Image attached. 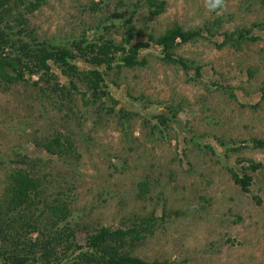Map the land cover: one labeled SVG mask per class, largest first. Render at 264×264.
<instances>
[{
    "label": "rangeland",
    "instance_id": "374dc122",
    "mask_svg": "<svg viewBox=\"0 0 264 264\" xmlns=\"http://www.w3.org/2000/svg\"><path fill=\"white\" fill-rule=\"evenodd\" d=\"M164 1L158 16L146 0H48L30 16L51 46L147 42L175 25L211 31L179 42L175 62L153 45L136 67L118 60L111 70L100 67L111 95L97 103L57 69L39 86V76L0 85V203L10 172L30 169L71 192L82 226L129 227L154 214L156 235L135 251L144 260L264 264V148L257 146L264 141V7L226 0L213 11L207 0ZM245 30L253 41L224 43ZM59 135L73 149L45 148ZM256 164L263 167L253 171ZM244 173L253 177L248 193L235 183ZM77 241L85 246L87 234L78 232Z\"/></svg>",
    "mask_w": 264,
    "mask_h": 264
},
{
    "label": "trees",
    "instance_id": "16d2710c",
    "mask_svg": "<svg viewBox=\"0 0 264 264\" xmlns=\"http://www.w3.org/2000/svg\"><path fill=\"white\" fill-rule=\"evenodd\" d=\"M47 2L0 0V85L14 86L26 81L27 76H39L40 81L35 82L39 86L44 77H48L47 83L54 79L53 71L57 69L70 80L69 85L74 92H79L81 87L86 88L83 98L91 93L97 103L111 95L104 75L106 69L113 68L116 60L126 67H136L143 63L139 58L140 52L156 45L166 59L175 62L172 50L195 41L203 32L211 31H186L175 25L161 36L150 33L147 42L132 44L126 40L125 44L116 45L101 38V44H95L83 38L70 47L51 46L41 40L39 29L30 17ZM258 2L264 7V0ZM146 3L152 16L164 12V0H146ZM250 34L249 30L240 31L236 36L227 34L224 43L236 45L238 42L239 46L244 39L253 41ZM79 62L94 68L81 70ZM100 67L105 71L99 70ZM66 91L69 103L73 104L71 91ZM88 101L85 100V104ZM160 121L166 124L169 120L161 116ZM61 136L45 144V148L50 152L62 145L73 149V143L66 140L65 146ZM257 146L264 148V141H258ZM262 167V164H256L251 169L257 171ZM48 181L46 176L37 177L30 169H14L7 177L0 203V264H172L168 260L147 261L135 255L139 245L157 233L158 220L154 214L149 219L133 221L129 227L82 226L76 221L71 192ZM252 182L253 177L246 173L235 178V183L247 193ZM80 231L87 234L85 246L78 244Z\"/></svg>",
    "mask_w": 264,
    "mask_h": 264
},
{
    "label": "clouds",
    "instance_id": "9594fccd",
    "mask_svg": "<svg viewBox=\"0 0 264 264\" xmlns=\"http://www.w3.org/2000/svg\"><path fill=\"white\" fill-rule=\"evenodd\" d=\"M207 4L211 10H223L226 8V0H207Z\"/></svg>",
    "mask_w": 264,
    "mask_h": 264
}]
</instances>
